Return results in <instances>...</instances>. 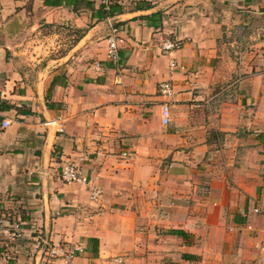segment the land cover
Masks as SVG:
<instances>
[{
    "label": "crops",
    "instance_id": "0c3cea01",
    "mask_svg": "<svg viewBox=\"0 0 264 264\" xmlns=\"http://www.w3.org/2000/svg\"><path fill=\"white\" fill-rule=\"evenodd\" d=\"M122 3L0 0V264H264V0Z\"/></svg>",
    "mask_w": 264,
    "mask_h": 264
},
{
    "label": "built area",
    "instance_id": "2783aa9c",
    "mask_svg": "<svg viewBox=\"0 0 264 264\" xmlns=\"http://www.w3.org/2000/svg\"><path fill=\"white\" fill-rule=\"evenodd\" d=\"M101 4L105 6L107 10H109L110 5L114 2V0H99ZM134 1V0H129ZM107 44H108V59L113 61L116 66H119L121 63V57H120V49L125 44V38L121 34V29L118 25L113 24L111 28L110 35L107 38ZM182 47V41L181 40H166L162 44V50L165 52H172L174 50H179ZM170 66L172 69H175L177 67V64L175 61H171ZM159 94L166 98L170 99L174 96V86L171 82H162L159 85ZM163 122L165 125L169 124L170 122V106L169 104L165 103L163 105ZM58 120H51L46 123V126L49 125H57ZM11 125L10 120H5L2 123L3 128H8ZM63 131V130H61ZM126 155V154H125ZM60 178L61 180L66 184H74L78 183L85 186H90V194L92 200H97L100 196V189L96 186H92L90 180L88 177L84 174L82 168L76 164L73 161H66L62 169L60 171ZM0 233L8 234L10 238L19 240L24 237V228L20 221H13L9 222L5 219H0ZM76 251L82 253L83 250L80 248H77V250L72 251L65 249L60 246H50L47 245L43 252V258L42 262L44 264H48L52 261L58 260L60 258L65 259H72L76 256ZM1 257V252H0Z\"/></svg>",
    "mask_w": 264,
    "mask_h": 264
},
{
    "label": "trees",
    "instance_id": "16d2710c",
    "mask_svg": "<svg viewBox=\"0 0 264 264\" xmlns=\"http://www.w3.org/2000/svg\"><path fill=\"white\" fill-rule=\"evenodd\" d=\"M139 6L137 5L136 8L134 9H138ZM131 9V8H130ZM129 9V10H130ZM124 11H126L125 7L123 6L122 0H114V2L110 5L109 10H107L105 8V6L103 4H101L100 8L98 9V11H96L95 16L98 21H101L102 19H108L111 17H114L116 15H119L121 13H123ZM18 112H23L22 110H20L19 108H17ZM172 233H180V232H172Z\"/></svg>",
    "mask_w": 264,
    "mask_h": 264
}]
</instances>
